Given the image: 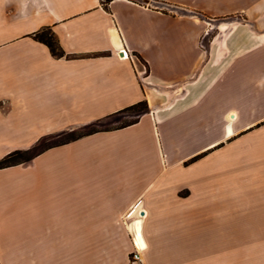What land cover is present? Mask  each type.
I'll use <instances>...</instances> for the list:
<instances>
[{
	"label": "rangeland",
	"instance_id": "1",
	"mask_svg": "<svg viewBox=\"0 0 264 264\" xmlns=\"http://www.w3.org/2000/svg\"><path fill=\"white\" fill-rule=\"evenodd\" d=\"M162 7L166 9L160 19L163 44L152 68L155 80L171 82L194 69L198 55L194 31L200 26L177 22L174 5ZM141 83L150 91V99H142L146 106L116 105L90 121L51 120L43 136L10 138L19 141L11 151L10 160L16 164L0 168V208L18 197L20 211L50 214L48 220L65 216L61 223H52L50 231H20L12 234V240L22 251L34 249L35 256H42L49 242L51 256H77L80 264H126L135 246L133 223L141 219L152 264H243L246 257L252 264H264L262 243L252 249L236 246L231 220L240 205L224 202L226 195L234 198L240 192L237 186L235 193L228 180L236 169L225 173L219 158L225 145L220 140L225 138L220 136L223 119L218 100L224 90L218 84L207 87L210 92L203 104L190 108L189 114L200 115V120L177 114L163 122L167 110L182 108L188 101L164 104L175 101L176 95L149 89L144 79ZM184 86L182 90L191 93L202 87ZM235 87L233 81L228 93ZM261 95L251 100L247 94L241 97L249 112L243 122L264 114ZM93 130L98 132L89 133ZM162 149L169 161L174 160V168ZM11 152H0V160ZM238 168L236 172L242 170Z\"/></svg>",
	"mask_w": 264,
	"mask_h": 264
},
{
	"label": "crops",
	"instance_id": "2",
	"mask_svg": "<svg viewBox=\"0 0 264 264\" xmlns=\"http://www.w3.org/2000/svg\"><path fill=\"white\" fill-rule=\"evenodd\" d=\"M164 4L174 5L177 22L200 26L194 31L198 51L194 69L171 82L155 80L152 68L163 44L160 19L166 12ZM47 27L54 31L66 56H54L33 37ZM141 79L149 89L172 98L176 95L175 101L164 104L179 105L183 98L188 101L171 110L172 114L167 110L163 122L178 115L200 120V115L189 111L203 104L210 92L207 87L214 89L218 84L224 90L218 100L223 119L220 136L225 138L220 140L225 141L220 164L225 173L238 167L243 170H238L240 175L235 170L232 181L228 179L235 193L239 187V194L234 198L226 195L224 202L240 205L231 220L236 246L252 249L258 243L264 245V114L243 122L249 112L239 101L246 94L250 100L264 94V0H0V152L17 147L19 141L10 138L47 134L51 120H95L116 105L150 99ZM233 81L239 88L228 93ZM184 85L203 88L191 93L182 90ZM162 151L174 168V160L169 161L165 149ZM16 198L0 208V264H80L77 256H51L49 242L42 256H35L34 249L30 253L17 247L12 234L45 233L65 216L58 214L57 220H48L50 214L20 211ZM227 211L225 208L224 214ZM145 242L142 258L145 264H152ZM243 260V264L253 263L252 258Z\"/></svg>",
	"mask_w": 264,
	"mask_h": 264
},
{
	"label": "trees",
	"instance_id": "3",
	"mask_svg": "<svg viewBox=\"0 0 264 264\" xmlns=\"http://www.w3.org/2000/svg\"><path fill=\"white\" fill-rule=\"evenodd\" d=\"M34 37L38 41L46 44L50 48L54 56L59 57V58L66 56V52L64 48L61 46L60 42L58 41V38L56 37L51 27H47L46 29L42 31L36 32L34 34ZM142 104L146 106L147 102L146 101L139 102L133 107H138ZM126 126H128V124L122 127H126ZM95 132H98V130H93L92 132H89V133H95ZM82 135H86V134H82ZM13 153L14 152L9 153L7 156H5L3 159L0 160V168H4V167L11 166L13 164H16L15 162H12V160H10L13 157Z\"/></svg>",
	"mask_w": 264,
	"mask_h": 264
},
{
	"label": "bare ground",
	"instance_id": "4",
	"mask_svg": "<svg viewBox=\"0 0 264 264\" xmlns=\"http://www.w3.org/2000/svg\"><path fill=\"white\" fill-rule=\"evenodd\" d=\"M113 37L116 39L117 34L116 32H113ZM142 216H145V214H142ZM134 232H135V242L137 245L141 248L144 249L146 247V242L143 236V223L141 219L135 220L133 223ZM132 231V230H131Z\"/></svg>",
	"mask_w": 264,
	"mask_h": 264
},
{
	"label": "built area",
	"instance_id": "5",
	"mask_svg": "<svg viewBox=\"0 0 264 264\" xmlns=\"http://www.w3.org/2000/svg\"><path fill=\"white\" fill-rule=\"evenodd\" d=\"M125 55H127V53H125ZM141 250L142 249L135 242V248L131 252L129 264H145L142 258Z\"/></svg>",
	"mask_w": 264,
	"mask_h": 264
}]
</instances>
